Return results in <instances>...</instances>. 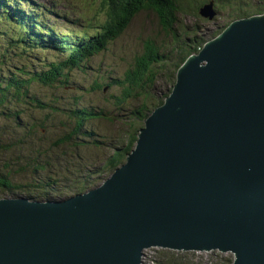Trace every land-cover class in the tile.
<instances>
[{
  "label": "water",
  "instance_id": "1",
  "mask_svg": "<svg viewBox=\"0 0 264 264\" xmlns=\"http://www.w3.org/2000/svg\"><path fill=\"white\" fill-rule=\"evenodd\" d=\"M150 248L264 264V14L188 56L101 185L0 198V264H141Z\"/></svg>",
  "mask_w": 264,
  "mask_h": 264
},
{
  "label": "rangeland",
  "instance_id": "2",
  "mask_svg": "<svg viewBox=\"0 0 264 264\" xmlns=\"http://www.w3.org/2000/svg\"><path fill=\"white\" fill-rule=\"evenodd\" d=\"M71 3L72 13H66L69 18H73L80 14L82 16L80 20L81 28L83 32L94 31L98 28V25H104L107 19V13L105 6L101 4V0H88L91 9L81 11L82 4L79 0H66ZM186 0H183V6ZM220 4L218 9L224 12H236L234 18L239 17L238 10L241 8L246 13L254 14L256 16L257 11H263L264 5L261 4L264 0H219ZM207 0H197L196 5L199 3V10L206 5ZM242 3H246L245 7H240ZM257 4L259 5L257 7ZM241 10V11H243ZM238 14V15H237ZM257 14V15H262ZM250 15V14H249ZM215 16V15H214ZM186 17V16H183ZM178 15V20H179ZM190 21L192 18L189 17ZM194 18V17H193ZM195 19V18H194ZM196 20V19H195ZM93 24V25H92ZM207 24V23H205ZM208 25V24H207ZM188 26V25H187ZM209 28H212L208 25ZM174 27V26H173ZM172 27V28H173ZM189 27V26H188ZM175 28V35H168L159 26L158 20L154 13L143 11L139 12L131 21L128 28L114 41L108 43L106 48L97 55L91 56L84 62L80 68L66 69L64 75L66 80L69 79V84L61 86L55 84L53 87H43L37 84L31 86V95L45 99L46 101H52L53 99H60V103L57 105L58 111L52 112L50 109L42 108L38 109L35 103H31L25 100L21 103H15L14 109L20 112L19 122L20 127L17 128L14 121L7 119L0 115V121L9 127L6 129L8 133L12 135L4 138L3 141L9 147L13 141H17L20 135H24L30 130L34 131V140L31 143L25 145L17 152V156L21 157L22 153L31 152L32 146L35 148L41 147L42 144L48 147L49 143L55 140L63 139L68 133L73 132L76 127L77 117L73 114L78 109H88L98 114L102 119L87 120L84 122L81 130L80 138L85 143L100 142L104 143L103 146L95 147L93 144H86V147L81 148L77 146L73 139L65 141L60 144L57 150H54L58 157V163L56 167L48 168L49 170L40 171L38 174L30 173L31 169H20L19 166L13 160L12 153L7 152L4 155L0 154V171L4 167V163L10 162L9 177L8 179L12 184L25 187V189H16L14 195L26 196L30 198L31 192L34 195H39L41 199H58L67 198L78 193H84L85 191L95 188L102 184L104 180L114 171L102 172L100 168L104 166L105 160L112 156L115 150L121 149L127 142L126 131H129L127 120V113L133 112L142 103V97L133 98L128 100L124 106L116 105V98L120 88H109V83L113 78H118L123 82L124 75L127 70L133 67L134 58L141 55L144 50V46L147 42H151L157 47L158 54L163 56V64L153 70V85L147 87L144 90L150 96V103L156 106L158 102L165 99V95L171 92L172 84L167 80L171 79V75L176 74V66L179 63L178 59L183 57V52H188L192 47L194 39H207V41L213 39L221 31H185L182 28ZM173 28V29H174ZM12 35L17 36L13 25L1 24L0 25V72L2 74L19 73L18 69L23 67V64L28 61L29 57L26 55V60L23 62L19 58H15L11 42L14 39ZM195 53V52H194ZM166 62V63H164ZM32 67L35 65L37 68L42 67V63H32ZM16 74V75H17ZM29 78V76H28ZM136 94V92H134ZM62 101H66L69 105H61ZM154 101V102H153ZM48 106V105H47ZM152 106V107H153ZM11 107V104H10ZM154 108V107H153ZM48 121H45L46 119ZM125 119V120H122ZM143 127V122L142 126ZM41 129V130H40ZM40 130V131H39ZM92 137L89 138L87 134ZM87 133V134H86ZM17 139L13 138L12 136ZM40 140V141H38ZM38 142V144H36ZM32 146H31V145ZM31 146V148H30ZM44 146L42 147V149ZM134 148V147H133ZM53 150H51V153ZM132 151V150H131ZM65 155H62L64 154ZM9 162L6 160L10 157ZM54 154H47L49 158ZM39 160V159H38ZM40 162H43L40 160ZM104 163V164H103ZM125 160L119 163L116 167L124 164ZM82 168L80 173L81 180L77 183L80 185L83 179L90 181L85 187H81V191L77 190H63V191H50L46 196H42L41 187L36 190L31 188L35 180H39L42 174L55 173L60 180H63L67 172H71L74 177L78 173H74L75 169ZM98 170L97 175H89L88 171L92 173ZM80 171V172H81ZM97 172V171H96ZM6 173V170L4 171ZM6 176V174H3ZM76 179V178H75ZM71 178L69 184L75 180ZM66 181H58V185H64ZM76 184V185H77ZM28 189V190H27ZM74 189L75 186H74ZM22 190H25L24 192ZM39 192V193H38ZM38 193V194H35ZM8 194H1L2 197H9ZM159 249V248H158ZM157 248L146 249L143 252V259L141 264H153L155 256L158 254ZM174 251V250H169ZM177 252V251H174ZM186 253V252H184ZM191 253V252H187ZM196 257H203L204 260L210 258L213 260L214 255L217 257H228L230 261H234V255L229 252H209V253H195ZM151 259H153L151 261ZM151 261V262H150Z\"/></svg>",
  "mask_w": 264,
  "mask_h": 264
},
{
  "label": "trees",
  "instance_id": "3",
  "mask_svg": "<svg viewBox=\"0 0 264 264\" xmlns=\"http://www.w3.org/2000/svg\"><path fill=\"white\" fill-rule=\"evenodd\" d=\"M214 1L220 3L219 0H207V4H212V9L214 13L218 9L219 5L216 2V7H214ZM101 4L105 6V11L107 13V19L104 25H98V28H95V31H91V35H86L88 42H85L83 38L77 37L75 33L73 36L76 37L75 40H67L63 42L61 39L48 40L45 35L47 33L43 32L44 29L40 28L38 30L41 32L35 33L30 29L31 24L29 22V29L26 28V25H23L21 22V16L25 15L23 11H10L8 7L0 5V25L3 22H9L8 14L4 11H10L12 16L19 21L18 24L13 23V29L15 30L17 36L12 35L14 39H11L12 48L14 49L15 58L26 60V55L29 57L28 61L23 64V67L19 68V73H9L2 74L0 72V115L11 119L14 121V124L17 128L20 127L19 116L20 112L15 111L14 105L15 103H21L25 100L30 101L31 103H35L38 109L47 108L52 112H57V105L60 103V99H53L52 101H46L45 99L37 98L31 95L30 88L32 85L37 84L43 87H53L55 84L66 86L69 84V79L66 80L64 72L66 69L71 68H80L84 63L86 58L91 57L93 55L99 54L102 52L108 43L114 41L118 38L130 25L132 19L139 14V12L148 11L154 13L156 16L159 26L161 29L166 32L168 35L174 36L175 28H182L185 31H190L187 25H181L179 20L181 18H185L183 16L194 17L197 22L204 21L207 18H203L199 15V3L196 5L195 2L197 0H186L185 5L183 6V0H101ZM14 7L16 4H12ZM223 11V10H222ZM263 11H258L257 14H262ZM256 14V15H257ZM179 15V20H178ZM26 22V21H25ZM206 22V21H205ZM230 24V23H229ZM227 24V26L229 25ZM174 26V27H173ZM174 29H173V28ZM33 29L34 27L31 26ZM44 28V27H43ZM196 28H193L191 31H196ZM214 31V30H213ZM216 31V30H215ZM219 31V30H217ZM222 31V30H221ZM43 32V33H42ZM58 40V41H57ZM207 39H194L192 47L188 52H183V57L178 59L179 63H177L176 71L181 66V64L188 58L189 55L196 53L200 50ZM79 43V46L75 45V42ZM53 48H52V46ZM1 46V45H0ZM68 51L67 58L64 54V51ZM54 55L55 58L50 61L41 59L39 56H48ZM1 59V58H0ZM163 56L158 54L157 47L151 42H147L144 46L143 53L134 58L133 67L125 73L123 76V82L118 78H113L109 83V88H120L118 92V97L116 98V105L124 106L128 100L133 98L142 97L143 101L141 105L135 109L131 113H127V120H129L128 128L129 131H126L125 134L127 136V142L124 147L121 149L115 150L113 155L108 157L104 162V166L100 168L102 172L114 171L120 162L125 160L126 156L131 152L134 147L137 134L141 129L142 122L146 119V117L157 107L162 105L163 101L157 103L156 106H153L150 96L144 91L147 87L153 85V70L154 67L157 68L163 64ZM42 63L41 68H37L35 65L32 67V63ZM166 63V62H164ZM175 71V72H176ZM17 74V75H16ZM29 76V78H28ZM171 79L167 80L172 85L175 81V73L170 76ZM136 92V94L134 93ZM168 93L165 95L167 97ZM154 102V101H153ZM11 104V107H10ZM48 105V106H47ZM63 105H69L66 101H62ZM154 108H153V107ZM73 114L77 117L76 127L73 132L64 135L63 139L55 140L49 143L48 147L42 144L41 147L35 148L34 146H30L31 152L22 153L21 157H18L16 154L20 151L22 147L27 145L26 141L29 143L34 140V131L30 130L24 135H20L21 139L17 141H13L12 145L9 147L4 143L3 139L12 135L8 133L6 129H9L8 126L3 124L0 121V154L4 155L7 152L12 153L13 160L20 169L26 168L31 169L30 173L38 174L40 171H45L48 168L58 166V157L54 150H57L60 147V144L65 141H70L73 139L74 143L84 148L86 144H93L95 147L103 146L104 143L100 142H92L85 143L80 138L81 130L84 122L87 120H96L102 119L98 114H95L93 111L88 109H78L76 112L73 111ZM47 118L45 121H48ZM125 120V119H122ZM41 130V129H40ZM39 130V131H40ZM93 131L90 134H87L89 138L92 137ZM13 138L17 139L12 136ZM32 139V140H31ZM40 141V140H38ZM38 144V142H36ZM103 144V145H102ZM44 148L42 149V147ZM51 150H53L51 153ZM54 154L51 158L47 156V154ZM62 155H65L62 154ZM11 158V155L8 159V162ZM39 159V160H38ZM43 161V162H40ZM9 166L10 162L4 163L3 169L0 171V192L1 194H15L14 190L16 189H25V187L15 185L11 183L8 179L9 177ZM82 168L75 169L74 173H78L74 177L71 172H67L66 177L63 180H60L59 177L55 173L53 175L51 173L42 174V177L39 180H35L33 182V186L31 188L41 187L42 196H46L50 191H67V190H77L81 191V187H85L89 180L83 179L79 184H77L81 180L80 173ZM6 170V173L4 171ZM50 171V170H49ZM81 171V172H80ZM97 171V172H96ZM93 171L89 175H97L98 170ZM51 172V171H50ZM3 174H6L3 175ZM71 178H76L71 184H69ZM58 181H66L64 185H58ZM77 184V185H76ZM74 186L76 189H74ZM32 188V189H33ZM40 189V188H39ZM28 190V189H27ZM23 192L25 190H22ZM39 193V192H38ZM35 193V194H38ZM30 198L33 200H40L39 195H34L31 192ZM195 252L184 253V252H174L169 251L167 249H158V254L155 256L153 260V264H232V261L228 257H217L214 255L213 260L210 258L206 259V261L202 262L203 257H196ZM150 261V262H151Z\"/></svg>",
  "mask_w": 264,
  "mask_h": 264
},
{
  "label": "flooded vegetation",
  "instance_id": "4",
  "mask_svg": "<svg viewBox=\"0 0 264 264\" xmlns=\"http://www.w3.org/2000/svg\"><path fill=\"white\" fill-rule=\"evenodd\" d=\"M216 2L214 1V7H216ZM218 4H220V3H218ZM261 4L264 5V2H262ZM246 5H247L246 3H242L240 5V7H245ZM258 6L259 5L257 4V7ZM241 10H243V9L240 8L238 10V12H239L238 14L240 16L237 17V18H234L235 17L234 15L236 14V12H230V13L228 12L227 13V12H224L222 10H220V11L217 10V11H215L216 12L215 13V16L211 20L205 19L204 21L197 22L194 18H192L190 16L192 18V21H190L189 20L190 18L188 16H186L183 19L181 18V20H179V22H180L181 25H184V24L185 25H188L189 26V29H191V30L193 28H196L198 30L206 31V32L207 31H212V30H219V31L222 30L223 31L227 27V24L232 23V22H234L236 20H241V19L249 18L251 16V13H246L245 10H243V11H241ZM253 15L254 14H252V16ZM205 23H207L208 25H210L212 28H209V26L207 24H205Z\"/></svg>",
  "mask_w": 264,
  "mask_h": 264
},
{
  "label": "bare ground",
  "instance_id": "5",
  "mask_svg": "<svg viewBox=\"0 0 264 264\" xmlns=\"http://www.w3.org/2000/svg\"><path fill=\"white\" fill-rule=\"evenodd\" d=\"M205 43H206V42H205ZM205 43H204V44H205Z\"/></svg>",
  "mask_w": 264,
  "mask_h": 264
}]
</instances>
